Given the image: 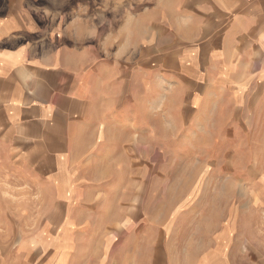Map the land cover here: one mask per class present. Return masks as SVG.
Here are the masks:
<instances>
[{"label": "rangeland", "instance_id": "374dc122", "mask_svg": "<svg viewBox=\"0 0 264 264\" xmlns=\"http://www.w3.org/2000/svg\"><path fill=\"white\" fill-rule=\"evenodd\" d=\"M190 1L24 0L43 109L57 118L71 89L94 103L45 132L47 154L18 153L14 113L0 118V264H198L233 234L264 259V84L202 52L213 30H170ZM79 132L96 141L71 154Z\"/></svg>", "mask_w": 264, "mask_h": 264}, {"label": "crops", "instance_id": "0c3cea01", "mask_svg": "<svg viewBox=\"0 0 264 264\" xmlns=\"http://www.w3.org/2000/svg\"><path fill=\"white\" fill-rule=\"evenodd\" d=\"M182 5L181 13H176L175 19H172L176 29L171 28L172 32L182 30L186 37L193 38L192 33L195 31L204 32L203 36H206L207 31L213 30L214 38L211 35L207 39L208 48L202 52L220 56L221 62L228 68L230 77L238 79L237 82L245 84L261 80L264 84V0H191ZM2 10L4 17H0V118L8 117L7 113L10 111L14 113L12 142L20 151L18 153L47 154L52 147L48 145V133L45 132L63 124L65 128L66 125H78V122L88 121V108L94 103V99L91 98V102L88 99L82 100L72 92L73 89L67 95H62L61 87L56 89L58 92L53 95H62L67 109H55L57 118L49 110L43 109L40 101L44 98V92L39 87L44 86L41 80L45 78L44 72L47 68L41 64L46 61V57L44 53L35 52L34 47L41 46L40 41H34L33 43H38L35 45L26 36L29 29L35 25L31 10L25 7L24 0H7V5ZM173 36L175 37V33ZM199 44L201 46L198 49L201 52L206 43L201 40ZM61 69L55 68V71L60 73ZM108 76L109 70L97 81L99 89L102 88L100 99L105 103H109L106 97ZM52 77L53 81H57L59 88L62 81L53 75ZM104 114L109 118L108 113ZM110 121L113 123L114 120L109 119L108 122ZM55 122H58V126ZM108 122L100 125L97 130L92 129L93 136H96L99 130L102 133ZM116 126H119V123ZM88 131L90 130L86 129V133ZM7 135L8 133L5 134ZM74 136L77 142L71 144V154H84L85 148L92 151L96 139L94 140L91 133L83 135L79 132ZM99 138L104 139L97 137V140ZM64 142L67 143V140ZM230 239L231 243H218L219 238L216 236L208 249L204 246L198 247V264H264L263 258H250L254 254L253 247H244L242 236L233 234ZM245 243L248 244L247 241Z\"/></svg>", "mask_w": 264, "mask_h": 264}]
</instances>
